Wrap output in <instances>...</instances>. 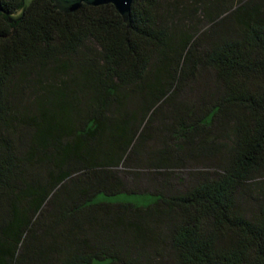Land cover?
<instances>
[{
	"label": "trees",
	"instance_id": "1",
	"mask_svg": "<svg viewBox=\"0 0 264 264\" xmlns=\"http://www.w3.org/2000/svg\"><path fill=\"white\" fill-rule=\"evenodd\" d=\"M21 5L0 0V264H264V215L239 205L264 171V0H133L128 27L112 4L51 0L10 23ZM198 68L213 87L176 104ZM166 105L154 167L219 170L128 190L117 167ZM122 192L147 201L108 199Z\"/></svg>",
	"mask_w": 264,
	"mask_h": 264
},
{
	"label": "rangeland",
	"instance_id": "2",
	"mask_svg": "<svg viewBox=\"0 0 264 264\" xmlns=\"http://www.w3.org/2000/svg\"><path fill=\"white\" fill-rule=\"evenodd\" d=\"M204 28V27H203ZM195 83H187L180 90L176 104H191L199 91L203 88H212L215 83V75L212 70L198 68L194 71ZM173 105H166L161 112L155 116L149 128L150 137L141 141L130 156L127 166L121 163L117 167L119 175L125 180V186L128 190L142 194L161 193L165 197L182 193L192 186L199 183L203 177H212L219 168L215 161L209 167H203L202 161L188 160L187 166H173L166 169H156L154 164L160 159L158 150L162 146L165 134L171 126L173 116ZM135 107V105H134ZM225 139L229 144L232 139L230 127L226 129ZM223 157L222 154L219 158ZM264 194V171L258 174L241 192L239 199L240 207L248 216L264 215V208H259L255 197ZM99 198H104L102 195ZM111 201H131L136 203H145L147 200L141 194H132L122 192L114 197L108 198ZM263 209V210H261Z\"/></svg>",
	"mask_w": 264,
	"mask_h": 264
},
{
	"label": "water",
	"instance_id": "3",
	"mask_svg": "<svg viewBox=\"0 0 264 264\" xmlns=\"http://www.w3.org/2000/svg\"><path fill=\"white\" fill-rule=\"evenodd\" d=\"M34 0H22L21 8L16 13H8L2 11L8 18L10 23L16 24L20 19L23 18L26 10L31 5ZM53 6L65 13L74 12L80 8L84 3L91 6H100L106 4H112L119 15L121 16L123 22L126 26H130L131 23V3L133 0H51Z\"/></svg>",
	"mask_w": 264,
	"mask_h": 264
}]
</instances>
